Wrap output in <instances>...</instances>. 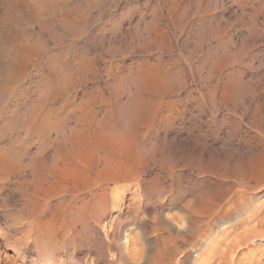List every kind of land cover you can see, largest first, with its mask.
Returning a JSON list of instances; mask_svg holds the SVG:
<instances>
[{
  "label": "rangeland",
  "instance_id": "obj_1",
  "mask_svg": "<svg viewBox=\"0 0 264 264\" xmlns=\"http://www.w3.org/2000/svg\"><path fill=\"white\" fill-rule=\"evenodd\" d=\"M44 1V12H33V15L41 17L43 25L32 24L33 21L28 19L26 24L29 25H23L22 31L31 36L30 44L36 49L35 58L26 62L24 77L18 81L21 86L13 82L14 87L10 84L12 88L8 86V81L5 84V79L0 78V85L8 88V96L5 93L7 97H4L12 105L9 111L17 103L19 108L24 109L22 103L32 99L31 91L40 75H48L47 78L58 75V72L53 74L55 72L51 70L55 64L56 69L61 70L63 66L65 72L72 75L70 80L85 81L81 87L82 81L72 80V84L76 85L72 86V90L76 92L71 90L69 97L62 94L58 100L60 103H77L82 97L89 98L92 94L94 98L104 94L103 97L107 98L120 97L116 101L121 104L126 102L127 85L122 91L119 88H122V81L118 83L116 80H121L130 72L132 74V70L136 73L141 68L160 67L161 64L164 67L167 65L172 74V88L163 107L152 100L145 99V102L141 99L139 104L144 106L139 105L140 108L135 111L139 120L135 122L138 123V130L141 129V133L138 132V144L141 146L138 178L112 185L109 206L105 210L87 211L86 215L78 217H72L70 211L52 208L61 197L58 195L55 198L53 191L49 193L52 195V200L48 199L50 207L39 206L35 209L31 203L26 204L33 157L39 156L35 163L42 158L38 166L49 167L56 135L53 137L55 132L45 135V131L38 130L29 135L32 138H26L25 127L20 124L17 127L15 123L24 114L21 112L22 115L12 116V126L10 124L8 128L0 130V155L6 153L15 156V163L23 165L10 171L0 168V264H206L207 258V264H264V235H257L258 231L264 230H259L262 227L256 221L260 217L264 219V168L256 172V168L250 165L254 159L264 156V0ZM3 4V8L7 6L3 2L0 9ZM27 8L26 0V11ZM11 16L14 20L10 19V22L18 23L16 17ZM59 16L66 20L62 22ZM2 24L0 22V34H3L0 41L15 31L7 33L13 26L10 23L6 27ZM33 36L40 38L36 39L37 43ZM8 39L0 42V59L3 58L0 64H5L9 59L8 55L15 44L13 41L17 40ZM155 40L157 42L154 44ZM88 58L90 60L86 62ZM76 62H86L84 65L90 69L84 71L90 74L83 71L79 75L73 66ZM91 69L98 76L90 72ZM108 82L114 86L110 87ZM115 85L119 86V95ZM96 86L104 87L98 90ZM21 87L28 89V93L26 89L20 90ZM109 92L115 94L110 97ZM123 108L119 121L118 118L110 120V123L113 122L110 125L112 129L120 130L124 124L131 122L133 108L127 105ZM70 117L68 115L62 120V128L58 132L73 125ZM120 121L122 125L118 123ZM11 129H15V132ZM18 159L22 162H18ZM46 161L47 164L44 163ZM12 170L17 172L12 173ZM115 193L118 195L116 199L113 197ZM39 199L40 203L44 201L42 195ZM56 213L57 220L51 221ZM253 218H256L255 221ZM247 228L250 232L253 228L257 232L253 230L255 236L244 232L249 240L241 237L246 243L237 250L235 245L238 246L241 238L237 242L232 241L242 236ZM227 241L237 244H227ZM234 247L237 251L233 250ZM217 254L220 256L217 257ZM231 254L232 257L229 256Z\"/></svg>",
  "mask_w": 264,
  "mask_h": 264
},
{
  "label": "bare ground",
  "instance_id": "obj_2",
  "mask_svg": "<svg viewBox=\"0 0 264 264\" xmlns=\"http://www.w3.org/2000/svg\"><path fill=\"white\" fill-rule=\"evenodd\" d=\"M48 0H46L47 2ZM52 1V0H51ZM3 2L7 3V6L5 8H3L4 4L2 5L3 10H1L0 12V22L3 23L2 25H7L8 23L11 24V26H13V29H9L7 31V29L5 31H7V33L10 30H15L14 34H8V37L5 38L6 39H10L11 40H16L13 41L15 42V44H11L12 45V51H10V55H8L9 59L6 60V58L4 59L5 64L1 63L0 64V78L2 77L3 79H5V84L6 82L9 84L8 86H11L10 84L12 83L15 84L16 82L20 81L23 79L24 77V72L26 71V62L29 60H32V58L34 57L35 53L29 39H31L30 35H26L27 33L23 32V25H29L26 24V19H28V21H33L32 24L37 23V24H41L43 25V22L41 21V17H37L36 15H33V12L36 11L38 13V11H41L45 6V1L44 0H27V4L28 7L27 11L29 12V16L28 18H26V0H2L0 1V3L2 4ZM61 2V1H60ZM169 2V1H168ZM255 2V1H254ZM0 4V5H1ZM30 4V5H29ZM167 5V4H166ZM174 5V4H173ZM169 6V5H167ZM166 6V7H167ZM1 7V6H0ZM51 7V6H50ZM173 7V6H172ZM47 8V7H46ZM53 8V7H52ZM59 8V7H58ZM77 8V7H76ZM170 8V7H168ZM176 8V7H175ZM55 9V8H54ZM75 9V8H74ZM179 9V8H178ZM177 9V10H178ZM208 9V8H207ZM51 10V9H49ZM59 10H61L59 8ZM47 11V9H46ZM52 11V10H51ZM49 11V12H51ZM56 11V9H55ZM168 11V10H167ZM170 11V10H169ZM44 12V10H43ZM42 12V13H43ZM171 12V11H170ZM202 12V11H201ZM36 13V14H37ZM53 13V12H52ZM56 13V12H54ZM209 13V12H208ZM15 16H14V15ZM41 14V13H40ZM39 14V15H40ZM45 16V13H43ZM47 14V13H46ZM65 14V13H64ZM170 14V13H169ZM177 14V13H176ZM10 15H12L13 17H16L15 20L18 21V23L14 24L12 22H10V19L14 18H10ZM57 15V14H56ZM73 15V14H72ZM171 15V14H170ZM11 16V17H12ZM42 16V14H41ZM65 16V15H64ZM58 17V16H57ZM73 17V16H72ZM47 18V17H45ZM44 18V19H45ZM61 18L62 22L64 20H66L65 17L63 16H59V19ZM69 18V17H68ZM57 19V18H55ZM71 19V18H70ZM69 19V20H70ZM47 20V19H46ZM51 20V19H49ZM158 20V19H157ZM213 20V19H212ZM44 21V20H43ZM58 21V20H57ZM205 21V20H204ZM16 22V21H15ZM60 22V21H59ZM71 22V21H70ZM77 22V21H76ZM161 22V21H160ZM198 23V22H197ZM202 23V22H201ZM36 24V25H37ZM63 24V23H62ZM66 24V23H65ZM64 24V25H65ZM211 25V24H210ZM10 26V25H8ZM7 26V28H9ZM168 26V25H167ZM174 26V25H173ZM6 27V26H5ZM44 27V26H43ZM146 27V26H145ZM153 27V26H152ZM31 28V27H30ZM154 28V27H153ZM197 28V27H196ZM5 29V28H4ZM25 29V28H24ZM149 29V28H148ZM190 29V27H189ZM26 30V29H25ZM32 30V29H31ZM30 30V31H31ZM4 31V32H5ZM161 31V30H160ZM165 31V29H164ZM174 31V30H173ZM190 31V30H189ZM150 32V31H149ZM159 32V31H158ZM183 32V31H182ZM157 33V31L155 32ZM185 33V32H184ZM5 34V33H4ZM34 34H36V32H34ZM174 34V33H173ZM1 36H3V34H0ZM38 35V34H37ZM150 35V33H149ZM159 35V34H158ZM151 36V35H150ZM179 36V35H178ZM211 36V35H210ZM216 36V35H215ZM3 37V38H4ZM35 37V36H33ZM38 37V36H37ZM154 37V36H153ZM156 37V36H155ZM164 37V35H163ZM187 37V36H186ZM4 38V39H5ZM5 39V40H6ZM8 39V40H9ZM33 39V38H32ZM39 40L38 38L35 37V40ZM149 39V37H148ZM153 39V38H151ZM1 40V39H0ZM5 40H2L5 42ZM37 40L35 41L37 43ZM143 40V39H142ZM150 40V39H149ZM154 40V39H153ZM157 40V38H156ZM154 41L155 42L157 41ZM160 40H161V36H160ZM2 41H0L1 43H3ZM7 41V40H6ZM12 42V41H11ZM34 42V43H35ZM143 42V41H142ZM141 42V43H142ZM151 43V41H149ZM9 43V42H7ZM148 43V42H147ZM6 44V43H4ZM167 44V43H166ZM2 45V44H1ZM176 45V44H175ZM4 46V45H3ZM2 46V47H3ZM35 46V45H34ZM149 46V45H148ZM1 47V46H0ZM197 47V46H196ZM6 48V46H5ZM4 48V50H5ZM7 48H11L7 47ZM2 49V48H1ZM210 49V48H209ZM3 50V51H4ZM8 50V49H7ZM6 50V51H7ZM174 50V49H173ZM148 51V49H147ZM1 52V51H0ZM154 52V51H153ZM171 52V51H170ZM206 52V51H205ZM4 53V52H2ZM7 53V52H6ZM37 53V52H36ZM84 53V51H83ZM82 53V55H83ZM86 53V51H85ZM169 53V52H168ZM213 53V52H212ZM81 54V53H79ZM92 54V53H91ZM205 54V53H204ZM81 55V56H82ZM95 55V54H94ZM200 55V54H199ZM80 56V57H81ZM86 56V55H85ZM84 56V57H85ZM91 57V55H89ZM87 55V57H89ZM201 56V55H200ZM7 57V58H8ZM84 57H82L81 59H83ZM162 57V56H161ZM35 58V57H34ZM66 58V57H63ZM105 58V57H104ZM148 58V57H147ZM3 60V58H1ZM0 59V60H1ZM67 59V58H66ZM72 59V58H71ZM79 59V57H78ZM93 59V58H92ZM91 59V60H92ZM97 60L99 58H96ZM183 59V58H182ZM207 59V58H206ZM209 59V58H208ZM76 60V59H75ZM90 60L89 58L86 59ZM136 60V59H135ZM63 61V59L61 60ZM60 61V63H61ZM66 61V60H65ZM165 61V60H163ZM213 61V60H212ZM85 62V63H86ZM93 62V61H92ZM98 62V61H97ZM139 62V61H138ZM28 63V62H27ZM66 63V62H65ZM72 63V62H71ZM70 63V64H71ZM85 63L81 64V62H76L74 63L75 65L74 68L76 69L77 73L82 74V72L87 69L86 66L84 65ZM96 63V61H95ZM93 64L94 66L97 64ZM111 63V62H110ZM148 63V62H147ZM156 63V62H155ZM159 63V62H158ZM164 63V62H163ZM176 63V62H174ZM183 63V62H182ZM58 64V62H57ZM63 64V62H62ZM91 64V63H90ZM143 64V63H142ZM142 64L140 65L141 67H144V65L142 66ZM152 64V63H151ZM161 64V63H159ZM158 64V65H159ZM67 65V64H64ZM92 65V66H93ZM99 65V64H98ZM147 65V64H146ZM145 65V66H146ZM150 65V64H149ZM148 65V66H149ZM162 65V64H161ZM160 67H145V68H141L138 71H136V73L132 70V74L130 72V74H128L127 76H122L121 80H116V82L121 83L122 88L119 87L120 89H124V87L127 85L126 87V102L123 103H118L116 101V99L120 98H116L113 97L112 95L114 94H110L111 98H107V97H103L105 96L104 94L99 97V92L98 97H94L92 98V94L91 96H89V98H81L79 100V102L77 101L72 103L70 100V102H66L63 101V103L58 102L59 97L61 98L62 96H68V94H72V88L76 87V85L73 83L72 84V80H70V78H72V75H68V71L65 72V69L63 68V66L61 67V70H58V67L56 69V64L53 66L55 68H51V70L55 73L53 74H57L56 76H53V78H47L48 75L45 77L42 75L37 76L39 77V79H37L38 81L34 84L35 88H33L31 91L32 94V99L29 100L28 102L26 101H22V107L24 108L22 110V108H19V104H15L14 108L12 107V111L10 110V107L12 106L9 99H5L4 96L7 95V91L8 88L7 86H2L0 85V130L3 131L4 127H7L11 124L12 120L11 118L15 117V116H19L24 114V116H20V119H17L15 121V123H17V127L18 124H20L22 127H25V136L27 138V136L31 135L34 132L39 131H45V135H47L48 133H52L55 132L54 136L56 135V146L54 147V154L52 156L51 159V164L50 166H46V167H40L38 166V163L41 161L42 163V158L40 159V161H36L38 163H35V159L38 158L39 156L34 158V163H33V159H31L33 165L30 166L31 168L30 170V180L27 182L28 183V193L27 196L25 197L27 202L26 204H30L31 206H33V208L36 209V207H50V201L48 202V199L52 200V198L49 195L50 191L53 193H55L54 197L56 198V196L60 197L57 199L58 202H56L54 204L53 207H56V209L61 210V211H66L69 213L70 211V215L72 217H78L82 214H85V212L87 211H94V210H105L104 208L108 205V197L111 194V186L112 185H117V184H122L126 181H130V180H136L138 178V172H137V166H138V162H139V152L141 151L139 147L140 144H138L139 142V135L138 132L141 133V129L138 130V123L135 122V120L137 119L135 114L137 112L139 101L141 103V99H144L143 101H145V99L148 100H152L155 103L159 104L161 107H163L166 103L167 100L165 101V98L169 95V92H171V88H172V81L170 80V70H168L166 68V66H161ZM165 65V64H163ZM171 65V64H170ZM181 65V64H180ZM198 65V64H197ZM202 65V64H201ZM28 66V65H27ZM59 66V65H58ZM61 66V64H60ZM72 66V67H73ZM85 66V67H84ZM90 66V65H88ZM87 66V67H88ZM94 66L92 67V69H94ZM99 66H102L99 65ZM151 66V65H150ZM173 66V65H172ZM177 66V65H176ZM186 66V65H184ZM213 66V65H212ZM69 67V66H68ZM105 67V66H104ZM192 67V66H191ZM98 68V67H97ZM106 68V67H105ZM108 68V67H107ZM111 68V67H110ZM174 68V67H173ZM60 69V68H59ZM68 70L70 69L67 68ZM66 69V70H67ZM88 69H90L88 67ZM87 69V71H88ZM89 70L90 72L93 70ZM101 69V68H100ZM113 69V68H111ZM137 69V68H136ZM197 69V68H196ZM41 70V69H40ZM44 70V69H42ZM50 70V71H51ZM58 70V71H56ZM96 70V67H95ZM109 70V69H106ZM168 70V71H167ZM199 70V69H198ZM202 70V69H201ZM73 71V69H72ZM75 71V72H76ZM86 71V72H87ZM102 71V70H101ZM42 72V71H41ZM44 72V71H43ZM74 72V71H73ZM72 72V74H73ZM85 72V71H84ZM85 72V74H86ZM99 72V71H98ZM37 73V72H36ZM35 73V74H36ZM47 73V72H46ZM88 73V72H87ZM94 73V71L92 72ZM101 73V72H99ZM108 73H110L108 71ZM115 73V72H114ZM39 74V71H38ZM79 74V75H80ZM90 74V73H88ZM96 74V72L94 73V75ZM102 74V73H101ZM106 74V73H105ZM117 74V73H116ZM115 74V75H116ZM213 74V73H212ZM37 75V74H36ZM97 75V74H96ZM95 75V76H96ZM114 75V76H115ZM172 75V74H171ZM75 76V75H73ZM82 76V75H81ZM80 76V78H82ZM93 75H91L92 77ZM98 76V75H97ZM119 76V75H117ZM34 77V76H32ZM94 77V76H93ZM92 77V78H93ZM109 77V76H108ZM112 77V76H111ZM30 78V76H29ZM75 78V77H74ZM77 78H79L77 76ZM87 78V77H86ZM90 78V77H89ZM120 78V77H119ZM1 79V81L3 80ZM33 79V78H31ZM36 79V78H35ZM84 79H85V75H84ZM91 79V78H90ZM95 79V78H94ZM101 79V78H100ZM110 79V78H109ZM200 79V78H198ZM30 80V79H29ZM28 80V81H29ZM87 80V79H85ZM112 80V78H111ZM34 81V80H33ZM36 81V80H35ZM34 81V82H35ZM74 81V80H73ZM80 81H82V79H80ZM79 80L74 81V82H80ZM84 81V80H83ZM81 83V87L82 84L85 82ZM89 81V80H88ZM15 82V83H13ZM87 82V81H86ZM93 82V81H92ZM111 82V81H110ZM115 82V83H116ZM201 82V81H200ZM4 83V82H2ZM19 83V82H18ZM22 83V82H21ZM79 83V84H80ZM112 83V82H111ZM111 83L108 82V84L111 86ZM20 84V83H19ZM25 84V83H22ZM27 84V83H26ZM29 84V83H28ZM33 85V83H31ZM78 84V83H77ZM89 84V82H88ZM87 84V85H88ZM96 84V83H95ZM107 84V83H106ZM117 84V83H116ZM188 84V83H187ZM185 83V85H187ZM214 84V83H213ZM32 85H27L32 86ZM73 85H75L74 87H72ZM86 85V84H85ZM86 85V86H87ZM93 85V84H92ZM100 85V84H98ZM184 85V87H185ZM218 85V84H217ZM11 86V87H12ZM21 86V84H20ZM19 86V87H20ZM105 86V85H104ZM103 86V87H104ZM7 89H6V88ZM14 87V86H13ZM12 87V88H13ZM16 87V86H15ZM18 87V86H17ZM80 87V86H79ZM80 87V88H81ZM102 87V88H103ZM115 87H117L115 85ZM117 87L116 89V93L120 90H118L119 88ZM31 88V87H30ZM79 88V89H80ZM84 88V87H83ZM92 89V87H90ZM96 88L98 89L99 87L96 86ZM101 88V87H100ZM99 88V89H100ZM101 88V89H102ZM11 89V88H10ZM24 90L26 88L21 87L20 90ZM98 89V90H99ZM100 89V90H101ZM113 89V88H112ZM213 89V88H212ZM12 90V89H11ZM16 90L19 91V89L16 88ZM72 90V91H71ZM90 90V89H89ZM111 90V89H110ZM114 90V89H113ZM112 90V91H113ZM215 90V89H213ZM212 90V91H213ZM25 91V90H24ZM27 93H28V89H26ZM79 91V90H78ZM82 91V90H80ZM92 91V90H91ZM105 91V90H104ZM115 91V90H114ZM20 92V91H19ZM18 92V93H19ZM76 92V91H73ZM94 92V91H93ZM108 92V91H107ZM203 92V91H202ZM6 93V95H5ZM17 93V94H18ZM92 93V92H91ZM101 93H104L103 91ZM120 93V92H119ZM124 92H122V94H125ZM207 93V92H206ZM10 94V93H9ZM16 94V93H15ZM22 94V92L20 93V95ZM64 94V95H62ZM75 94V93H74ZM84 94V93H83ZM82 94V95H83ZM86 94H87V90H86ZM213 94V92H212ZM14 95V94H12ZM19 95V94H18ZM62 95V96H61ZM117 95H119L117 93ZM8 96V95H7ZM6 96V97H7ZM10 96V95H9ZM75 96V95H72ZM88 96V95H87ZM116 96V95H115ZM141 96L143 98H141ZM214 96V95H213ZM25 97H26V93H25ZM29 97V96H28ZM27 97V98H28ZM69 97V96H68ZM71 97V96H70ZM85 97V95H84ZM123 97V96H122ZM13 98H15L13 96ZM18 98V97H17ZM66 99H68L67 97H65ZM64 98V100H65ZM75 98V97H74ZM73 98V99H74ZM12 99V98H11ZM26 99V98H25ZM30 99V98H29ZM14 100V99H13ZM75 100V99H74ZM20 101V102H21ZM68 101V100H67ZM73 101V100H72ZM17 102V100L15 99V103ZM122 102V101H121ZM146 102V101H145ZM149 102V101H148ZM150 105V103H148ZM174 103V102H172ZM14 104V103H13ZM145 104V103H144ZM152 104H154L152 102ZM151 104V105H152ZM157 104H155L157 106ZM205 104V103H204ZM129 106L132 107V119H131V125L128 122L127 124H124V127L121 128L120 130H116L115 128L112 129V127L110 126L112 123H110L111 119L114 118H118L117 121H119L120 115L122 114V111H124L123 106ZM146 105V104H145ZM148 105V106H149ZM141 106V105H140ZM142 106H144L142 104ZM141 106V107H142ZM154 106V105H153ZM8 107V108H7ZM151 107V106H150ZM153 108V107H151ZM155 108V107H154ZM158 108V107H157ZM156 108V111H157ZM127 108H125L126 110ZM131 110V109H130ZM148 110V109H147ZM153 110V109H152ZM155 110V109H154ZM163 110V109H162ZM136 111V112H135ZM139 111V110H138ZM144 111V110H143ZM150 111V110H148ZM22 112V114H20ZM65 113V114H62ZM126 113V111H125ZM130 114V112H128ZM148 113V112H147ZM150 113V112H149ZM124 114V113H123ZM127 114V113H126ZM139 114V112L137 113ZM152 114V113H151ZM155 114V112H154ZM153 114V115H154ZM68 115H71L72 120H73V125L69 126V127H65V129H63L62 132H58L59 130H61V125L63 123V119ZM157 115V114H155ZM13 116V117H12ZM126 116V115H125ZM128 116V115H127ZM146 116V115H145ZM145 116L143 118H145ZM149 116V115H148ZM70 117V118H71ZM123 117V115H122ZM121 117V118H122ZM152 117V116H151ZM157 117V116H156ZM65 118V119H66ZM69 118V117H68ZM124 118V117H123ZM148 118V117H146ZM145 118V119H146ZM154 118V116L152 117ZM162 118V116H161ZM16 119V118H15ZM175 119V118H174ZM184 119V118H183ZM69 120V119H68ZM71 120V121H72ZM130 120V119H129ZM138 120V119H137ZM171 120V119H169ZM173 120V119H172ZM65 121V120H64ZM113 121V120H112ZM139 121V120H138ZM150 121V120H149ZM66 122V121H65ZM64 122V124H66ZM116 122V121H115ZM122 121L118 122L119 124H121ZM144 122V121H143ZM133 123V125H132ZM161 123V122H160ZM159 123V125H160ZM68 124V123H67ZM117 124V122H116ZM174 124V123H173ZM71 125V124H70ZM114 125V124H113ZM122 125V124H121ZM120 125V126H121ZM164 125V124H163ZM12 126V124H11ZM15 126V125H14ZM13 126V127H14ZM67 126V125H66ZM115 126V125H114ZM118 128L119 126L116 125ZM115 126V127H116ZM148 126V125H147ZM11 127V128H13ZM21 127V128H22ZM61 127V128H60ZM116 127V128H117ZM8 128V127H7ZM10 128V127H9ZM16 128V127H15ZM60 128V129H59ZM144 128V127H143ZM164 128V127H163ZM5 129V128H4ZM115 129V130H114ZM13 130V129H11ZM20 130V128L18 129ZM17 130V132H18ZM23 130V129H22ZM20 130V131H22ZM10 129L7 131L9 133ZM15 132V129L13 130ZM215 131V130H214ZM217 131V130H216ZM146 132V130H145ZM210 132V131H209ZM2 133V132H1ZM4 133V132H3ZM2 133V134H3ZM7 133V134H8ZM12 133V132H11ZM6 134V133H5ZM4 134V136H5ZM21 134V133H20ZM37 134V133H36ZM35 134V135H36ZM42 134V133H41ZM9 135V134H8ZM16 135H19L18 133H16ZM33 135V134H32ZM37 135H40L39 133ZM20 136V135H19ZM23 136V135H22ZM21 136V137H22ZM51 136V135H50ZM30 137V136H29ZM28 137V138H29ZM33 136H31L30 138H32ZM40 137V136H39ZM43 137V136H42ZM45 137V136H44ZM48 137V136H47ZM45 137V138H47ZM198 137V136H197ZM11 138H14V136H12ZM10 138V139H11ZM16 138V137H15ZM14 138V139H15ZM20 138V137H19ZM23 138V137H22ZM21 138V139H22ZM25 138V137H24ZM23 138V139H24ZM37 138V137H36ZM44 138V139H45ZM17 139V138H16ZM52 139V138H51ZM55 139V138H54ZM142 139V138H141ZM144 139V138H143ZM13 140V139H11ZM20 140V139H19ZM41 140V139H40ZM18 141V140H17ZM26 141V140H25ZM28 141V139H27ZM39 141V139L37 140ZM45 141V140H44ZM51 141V140H50ZM42 142V141H41ZM44 143V142H42ZM50 143V142H49ZM48 143V145H49ZM46 144V143H45ZM53 143H51L52 145ZM41 146V145H40ZM44 145L42 144V147ZM53 146V145H52ZM14 148V147H13ZM51 148V147H50ZM39 149V147H38ZM52 150V148H51ZM140 150V151H139ZM8 151V149H7ZM6 151V152H7ZM52 152V151H51ZM10 153V151H9ZM13 153V152H12ZM12 155V154H11ZM13 156V155H12ZM258 156V155H257ZM15 157V156H13ZM11 157L9 154L3 153L0 155V168L4 169V170H11L12 168H16V167H21L19 166L17 163H15L14 158ZM45 158L43 159V161H45ZM48 159V158H47ZM253 159V158H252ZM252 159H250V161H252ZM30 161V162H31ZM48 161H50V159H48ZM249 161V162H250ZM18 162L19 159H18ZM22 162V161H21ZM20 162V163H21ZM19 163V164H20ZM45 164H47V161L44 162ZM50 163V162H49ZM31 164V163H30ZM37 164V165H36ZM248 164V162H247ZM43 165V164H42ZM249 165V164H248ZM253 166V168H256V172L258 170H261L262 168H264V156L258 157L256 159H254V161L251 162V164ZM25 166V164H24ZM9 170V171H10ZM28 170V169H27ZM140 170V169H139ZM247 170V168H246ZM13 171V170H12ZM22 171V170H21ZM20 171V172H21ZM252 171V170H251ZM1 172V170H0ZM4 172V171H3ZM17 171H13L12 173H15ZM25 172V171H24ZM28 172V171H26ZM255 172V171H254ZM5 173V172H4ZM3 174V173H2ZM28 175V176H29ZM261 176V175H260ZM29 179V178H28ZM261 179V178H260ZM139 180V179H138ZM264 189V188H263ZM117 190V189H116ZM118 191V190H117ZM116 191V192H117ZM119 193V192H118ZM120 194V193H119ZM42 195V198L44 197V201H42V203H40V199L39 197ZM117 193L114 194V198L117 197ZM110 198V197H109ZM116 199V198H115ZM42 200V199H41ZM56 200V199H55ZM241 200V198H240ZM217 203V202H215ZM230 205V204H229ZM232 205V204H231ZM234 205V204H233ZM29 206V205H28ZM109 206V205H108ZM233 207V206H232ZM212 208V207H211ZM228 208V207H227ZM45 209V208H44ZM51 209V208H50ZM69 209V210H67ZM238 209V208H237ZM39 210H43V208L39 209ZM48 210V209H45ZM98 210V211H99ZM207 210V209H206ZM215 210V209H214ZM38 211V209H37ZM36 211V212H37ZM54 211V210H53ZM209 211V210H208ZM231 211V210H230ZM262 211V210H260ZM43 212V211H41ZM50 212V210H49ZM57 212V210L55 211ZM60 212V211H59ZM65 212V213H66ZM259 212V211H258ZM256 212V213H258ZM91 213V212H90ZM209 213V212H208ZM52 214V212H51ZM60 214V213H59ZM63 214V213H61ZM89 216V213H87ZM214 214V213H213ZM217 214V212H216ZM255 214V213H254ZM253 214V216H254ZM65 215V214H64ZM67 215V214H66ZM83 215V216H85ZM92 215V214H90ZM230 215V214H229ZM258 215V214H256ZM260 215H262V213H260ZM259 215V216H260ZM42 216V215H41ZM212 216V215H211ZM231 216V215H230ZM249 216V215H248ZM247 216V217H248ZM263 216V215H262ZM57 213L51 217V221L57 220ZM62 217V216H61ZM68 217V216H67ZM209 217V216H208ZM221 217V216H220ZM59 218V217H58ZM252 218V217H251ZM250 218V219H251ZM258 218V217H257ZM261 218V217H260ZM259 218V219H260ZM212 219V218H211ZM221 219V218H220ZM224 219V218H223ZM247 219V218H246ZM256 219V218H255ZM255 219L253 218V220L255 221ZM257 220L258 221V225L261 226L263 228L264 226V222L261 218V220ZM59 220V219H58ZM214 220V219H213ZM244 221V220H243ZM242 221V223H243ZM248 221V219H247ZM250 221V220H249ZM252 221V220H251ZM211 222H209L210 224ZM250 223V222H248ZM251 224V223H250ZM207 225V224H206ZM210 226V225H209ZM246 226V225H245ZM248 226V225H247ZM254 226V225H253ZM257 226V225H256ZM245 228V227H244ZM251 228V227H249ZM249 228H247L248 230H245L242 232V236H239V238H235L233 239L232 242H237V239L240 240L241 237L245 236L244 232H250ZM256 228V227H255ZM260 228L259 230H264ZM257 229V228H256ZM256 229L253 230L256 231ZM252 230V229H251ZM253 230L250 232V234H254ZM257 232V231H256ZM255 232V233H256ZM206 233V232H205ZM259 233V234H258ZM244 234V235H243ZM239 235V234H237ZM257 235H264V231H258ZM256 235V236H257ZM247 236V235H246ZM245 236V237H246ZM250 236V235H249ZM255 236V234H254ZM248 237V236H247ZM245 240H249V238H247ZM253 237V236H252ZM137 238V237H136ZM245 240H242L238 242V246L235 245V247H239L241 248V245H245ZM229 242L231 244H237V243H232ZM227 241V244H229ZM230 246V245H229ZM228 246V247H229ZM234 246V245H233ZM220 248V244L218 246ZM233 248L234 251L236 248ZM218 248V250H220ZM225 248V247H224ZM222 248V249H224ZM230 248V247H229ZM232 248V246H231ZM215 249V248H214ZM221 251H225L222 250ZM227 249V248H226ZM215 252V250H213ZM212 251V252H213ZM264 251V250H263ZM211 252V253H212ZM229 252V251H228ZM223 253V252H221ZM230 253V252H229ZM213 254V253H212ZM211 254V255H212ZM219 254V253H218ZM217 254V257H219ZM224 254V253H223ZM227 254V253H226ZM234 254V252H233ZM238 254V253H237ZM256 254V253H255ZM208 255H210L208 253ZM236 254H234L235 256ZM264 255V253H263ZM226 256V255H225ZM228 256V255H227ZM230 257H232V254L229 255ZM228 256V257H229ZM255 256V255H254ZM207 257V256H206ZM227 257V258H228ZM222 258V257H221ZM220 258V259H221ZM226 258V259H227ZM254 258V257H253ZM252 258V259H253ZM257 258V256H256ZM6 259V258H5ZM208 259V258H207ZM207 259L205 261V263L207 264ZM212 259V258H211ZM215 259V258H214ZM219 259V258H218ZM225 259V257H224ZM238 259V258H237ZM213 260V259H212ZM222 260V259H221ZM229 260V259H228ZM233 260V259H232ZM257 260V259H255ZM203 261V260H202ZM201 261V262H202ZM211 262V260H208ZM223 261V260H222ZM222 261H220V263H222ZM225 261V260H224ZM237 261V260H236ZM63 262V261H62ZM200 262V263H201ZM232 262V261H231ZM240 263L242 262L241 260L239 261ZM253 262V260H252ZM256 262V261H254ZM259 262V261H257ZM204 263V262H203ZM209 263V262H208ZM212 263V262H211ZM210 263V264H211ZM214 263V262H213ZM238 263V262H237ZM246 263V262H245ZM249 263V262H247ZM251 263V262H250ZM249 263V264H250ZM263 263V262H262ZM229 264V263H227ZM232 264V263H231ZM236 264V263H235ZM239 264V263H238ZM253 264V263H252ZM259 264V263H258Z\"/></svg>",
  "mask_w": 264,
  "mask_h": 264
}]
</instances>
